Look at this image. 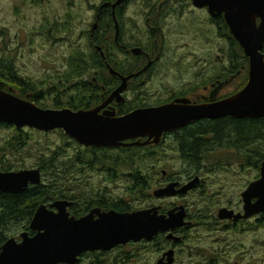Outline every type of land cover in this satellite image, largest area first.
<instances>
[{"label":"flooded vegetation","instance_id":"af4514ba","mask_svg":"<svg viewBox=\"0 0 264 264\" xmlns=\"http://www.w3.org/2000/svg\"><path fill=\"white\" fill-rule=\"evenodd\" d=\"M116 1L105 0L97 11L96 28L94 25L90 34L97 61L90 63L84 59L82 65L88 70L87 75L66 80L63 108L74 111L101 108L100 114L115 111L119 117L136 110L172 103L180 106L212 105L228 99L245 87L242 79L245 71L242 62L244 50L232 34L223 12L216 16L208 6L198 7L193 0H125L114 7ZM105 30L108 31L107 37L104 36ZM100 41L104 44L100 45ZM229 51H232V60H228ZM148 64L149 67L137 75ZM110 67L115 73L111 72ZM156 73L160 78L154 81ZM188 74L189 77H186ZM234 75L237 76L230 83H225ZM129 76L127 86L120 95L114 96L106 104L123 84L122 77ZM260 119L264 120L232 116L203 118L187 126L165 131L158 143L151 139L147 145H137L151 153L158 149L175 151L180 163H183V168L165 167L159 170L160 187L171 182L185 184L200 177L197 188L184 195L168 197L175 201L167 207L157 205L160 214H167L174 207L185 206V224L171 231L160 232L152 240L130 241L109 250L84 252L75 263L60 264H261L264 212L245 217L243 198L249 185L262 176L264 156L258 149L256 157H245L243 151L244 146L258 144L260 130L256 127L251 142L246 141L244 130L240 129L245 121L258 125ZM229 126L232 128L228 129ZM188 131V135L201 145L199 154L192 158H186L182 151L186 146L181 141L182 135ZM138 140L149 141V137L127 142ZM226 148L237 149L238 156L224 158L214 155ZM248 169L256 174L243 188L240 202L235 204L222 192L212 195L206 191L208 180L222 173L241 180ZM155 170L145 173L144 177L154 180ZM168 198L157 199L166 201ZM91 199L115 202L106 195ZM70 201L73 202L68 208L70 217L77 219L94 208L112 210L102 206L91 209L83 207L82 210L80 204ZM256 201L257 198L252 200L253 203ZM152 207L155 206L147 208ZM223 209L227 211L221 216ZM52 210L58 211L56 208ZM34 216L23 221V224L19 223L22 231L14 237L18 242L22 241L25 232L31 236L35 234L30 229ZM170 234L173 237L170 238ZM170 251L172 254L168 255Z\"/></svg>","mask_w":264,"mask_h":264},{"label":"water","instance_id":"95a60500","mask_svg":"<svg viewBox=\"0 0 264 264\" xmlns=\"http://www.w3.org/2000/svg\"><path fill=\"white\" fill-rule=\"evenodd\" d=\"M124 1L117 0L113 6ZM193 1L198 7L208 6L216 16L222 12L225 14L232 34L249 59L248 82L237 94L212 105L180 106L172 103L118 117L115 111L100 114L101 108L89 111L43 108L36 102L15 95L12 88L4 90V84L0 82V123L44 132L60 129L85 147L107 148L147 145L151 139L158 143L165 131L187 126L203 118H264V0ZM148 67L149 64L137 75ZM236 76L225 83H230ZM130 77H122L123 84L106 104L114 96L120 95ZM143 136H148L149 141L127 142ZM261 175L243 193L245 217L264 212V163ZM199 183L200 177L185 184L171 182L165 187L156 188L153 196L168 198L184 195L197 188ZM41 184L43 175L40 168L0 170V193L21 194L31 185ZM254 198H257L255 203L252 202ZM72 205L73 202L68 199L42 203L30 225L35 234L23 233L21 242L14 237L7 239L0 251V264L75 263L84 252L109 250L130 241L152 240L160 232L171 231L185 224V206L174 207L167 214H160L158 206L129 212L94 208L77 219L70 217L68 208ZM226 211L223 209L221 216ZM171 254L172 251L168 252V255Z\"/></svg>","mask_w":264,"mask_h":264},{"label":"rangeland","instance_id":"374dc122","mask_svg":"<svg viewBox=\"0 0 264 264\" xmlns=\"http://www.w3.org/2000/svg\"><path fill=\"white\" fill-rule=\"evenodd\" d=\"M104 1L0 0V59H12L20 76L26 80L35 81L39 85L42 83L45 91L40 101L46 108L57 109L54 107L57 93L60 100L63 101L65 82L68 78H71L67 75L70 72V61L72 59L79 58L81 63L85 62L84 59L90 63L97 61V54L90 43V34L96 23L97 11ZM101 43L103 42L100 41L99 44L102 45ZM228 54V60H232V51ZM242 62H245V59ZM247 72V80L245 74L242 77L244 86L249 79V68ZM92 74L90 76H93ZM186 77H189V74ZM159 78L160 75L157 76L156 73L154 81ZM67 84L69 83L67 82ZM49 88L54 91L52 95H46ZM16 94L18 96L19 92L16 91ZM15 129L17 128L13 125L8 128L0 127V167L2 160L3 162H12L14 169L11 171L40 168L37 164L42 154L50 155L59 145L64 146V141L57 131L44 132L25 127V133L30 136V144L22 150L6 153L4 147ZM258 141L260 143L244 146L245 157L251 154L256 157L255 152L257 149L264 155V135L263 138H258ZM78 150L79 146L66 147L65 158L74 157ZM237 152V149L226 148L215 152L214 155L224 158L236 157L238 156ZM99 154L105 159L112 160L122 154V151L112 149L107 152L102 151ZM153 154H155L158 162L156 170L153 172L156 178L153 180L154 185L150 189L151 197L133 202L132 211L157 205L167 207L175 201L174 198H168L166 201L157 199L153 196V191L161 186L159 183L160 176L158 177L160 169L165 167L183 168V163H180L179 156L172 150L163 151L158 149ZM149 161L153 162L154 158H150ZM251 171V169H248L241 180L234 176L229 177L227 173H222L207 181L206 191L212 195L222 192L225 198L236 204L241 201L243 188L256 174ZM128 174L129 172L125 170L119 172L114 179H111L108 171L83 168L82 173L68 172L65 188L72 193L82 195L81 197L86 199L95 197L99 199V197L106 195V198H112L115 201L124 199L132 202L129 192L131 182ZM216 178L217 180H213ZM226 178L228 179L226 180ZM23 221L26 220L15 221L7 226L5 231L7 239L18 236L19 232L22 231V226L19 223L23 224ZM262 238H264L263 234ZM261 264H264V247L262 246Z\"/></svg>","mask_w":264,"mask_h":264},{"label":"trees","instance_id":"16d2710c","mask_svg":"<svg viewBox=\"0 0 264 264\" xmlns=\"http://www.w3.org/2000/svg\"><path fill=\"white\" fill-rule=\"evenodd\" d=\"M104 36H108V31L107 33H104ZM243 57L245 59L244 66L246 70L244 71V74L247 80L249 59L245 53L243 54ZM76 59L70 61V72L67 75L68 77L82 76L83 74L88 73V70L82 65L81 59ZM0 81L4 83V89L8 90L9 88H12L14 94L16 91L19 92V97L34 101L39 106L46 108V106L40 101L42 94L45 91L43 90L44 86H42V83L39 85V83L35 81L26 80L20 76L12 59L0 60ZM53 92L54 91L49 88L46 91V95H52ZM56 95L57 97L55 99L54 107L57 109H63L64 103L60 100L59 94L57 93ZM0 127L8 128L11 127V125L0 123ZM256 127L260 130V137L263 138L264 120L260 119L258 125L253 121H245L244 127L240 129L244 130L246 141H253L256 134ZM231 128L232 127L229 126L228 129ZM55 131L60 133L62 140L64 141V146L59 145L50 155L42 154L39 157L37 166L42 170L44 178L43 184L39 186H31L27 191L21 194L0 193V247L7 240L5 231L7 230L6 228L8 224L15 221L20 222L21 220H29L34 216L38 207L44 202L50 203L57 199H70L74 200L76 205L80 204L82 210L83 207L91 209L94 206H102L106 209H115L117 211L125 212L133 209V202L151 197L150 189L153 187L154 183L153 180L146 179L144 175L145 173L156 169L158 159L155 158V154L148 152L145 147H83L76 140L65 134L63 130ZM188 133L189 131L187 134L182 135L181 141H184L186 145L182 148V151L186 158H192L199 154L201 145L194 141L193 136H189ZM30 142V136L25 133L24 129H15L11 137L8 139L4 150L6 153L13 152L14 150H22L25 146L30 144ZM74 145L79 146L78 152L75 153L74 157L66 159V147ZM112 149H119L122 151V154H119L116 158L112 159L113 162L111 159H105L99 154L102 151L107 152ZM261 156L264 155L261 154ZM247 157L254 156L251 154ZM150 158H154V161L150 162ZM1 162V170L11 171L14 169L12 162H3V160ZM83 168L108 171L111 179L117 177L119 172L125 170L129 172L128 176L131 182L129 192L131 194L132 202L125 201L124 199L115 202L95 201L94 199L88 200L82 198V195H77L68 191L67 188H65L68 172L82 173ZM49 175L51 176L49 177Z\"/></svg>","mask_w":264,"mask_h":264}]
</instances>
